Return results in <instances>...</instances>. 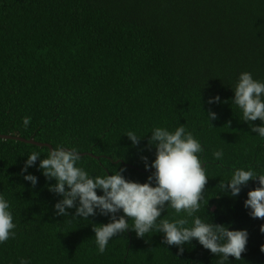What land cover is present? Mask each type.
Returning <instances> with one entry per match:
<instances>
[{"label": "trees", "instance_id": "16d2710c", "mask_svg": "<svg viewBox=\"0 0 264 264\" xmlns=\"http://www.w3.org/2000/svg\"><path fill=\"white\" fill-rule=\"evenodd\" d=\"M243 71L264 80V0H0V134L12 136L0 137V194L16 224L0 244V264H219L195 240L180 253L162 233L142 238L131 229L99 253L93 224L109 217L55 215L61 197L47 186L55 181L30 167L32 187L21 173L27 154L44 157L49 147L14 138L75 147L90 174L124 168L126 178L144 182L151 170L142 157L155 158L150 131L180 124L201 142L209 176L196 215L249 234L241 259L225 264H264V219L244 207L258 180L236 198L219 187L237 167L264 173V140L232 103ZM217 94L222 102L209 105ZM128 131L145 135L139 145ZM162 216L179 218L170 208Z\"/></svg>", "mask_w": 264, "mask_h": 264}, {"label": "clouds", "instance_id": "9594fccd", "mask_svg": "<svg viewBox=\"0 0 264 264\" xmlns=\"http://www.w3.org/2000/svg\"><path fill=\"white\" fill-rule=\"evenodd\" d=\"M232 89V103L241 111L242 120L248 122L251 130L264 140V80L243 71ZM221 102L219 94L210 96L207 101L209 105ZM206 116L211 125V121L218 118L211 108ZM257 119L261 121L259 125L251 123ZM30 122L31 117L23 118L25 128ZM150 133L148 146L154 147L155 158L149 163L147 156L142 157L145 169L151 170L144 182L126 178L124 168H116L104 175L90 174L81 164L82 154L75 147L63 146L51 147L44 157L35 151L27 154L21 168L23 179L35 187L38 177L28 169L36 167L46 180L55 181L47 186L49 191L61 197L53 205L57 216L86 220L97 214L109 217L108 223L93 224L95 243L101 254L112 238L131 229L142 238L150 232L162 233L163 242L177 246L180 253L186 244L195 240L220 257L219 264L230 261L229 257L241 259L248 242L247 229L205 222L196 215L209 178L205 160L201 158L204 151L201 142L184 124L175 130L157 126ZM125 134L132 146L139 145L145 136L140 137L134 131ZM223 156V149L213 152L217 161ZM251 180H258V186L247 192L244 207L252 218L264 219V173L252 167H237L226 182L219 181V187L224 195L236 198ZM72 208L75 212L70 216L68 209ZM169 208L179 218L171 221L162 219V213ZM181 213L184 215L180 216ZM129 220L133 222L131 227ZM15 228L10 202L0 194V244L15 236ZM260 231L264 233V224L260 225ZM261 251H264V245ZM19 264H29V261L21 258Z\"/></svg>", "mask_w": 264, "mask_h": 264}, {"label": "water", "instance_id": "95a60500", "mask_svg": "<svg viewBox=\"0 0 264 264\" xmlns=\"http://www.w3.org/2000/svg\"><path fill=\"white\" fill-rule=\"evenodd\" d=\"M0 137H2V138H11L12 136L7 135V134L6 135L5 134H0ZM14 138H17V139H19L21 141H25V142H28V143H34V144H37V145H45V146L49 147V149L52 147L51 144H49V143H40V142H36V141H34L32 139H25V138H22V137H14Z\"/></svg>", "mask_w": 264, "mask_h": 264}]
</instances>
